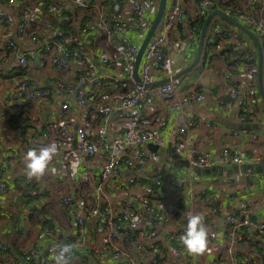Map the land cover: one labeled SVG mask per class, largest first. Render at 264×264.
<instances>
[{
  "label": "built area",
  "instance_id": "built-area-1",
  "mask_svg": "<svg viewBox=\"0 0 264 264\" xmlns=\"http://www.w3.org/2000/svg\"><path fill=\"white\" fill-rule=\"evenodd\" d=\"M6 4L14 12L0 9V73L14 72L16 90L27 92L21 102L24 109L20 120L27 117L30 108L44 109L57 93L64 95L56 114L45 121L43 130L35 132L33 141L42 147L55 140L59 150H67L76 134L77 150L87 156L88 166L99 169V179L90 189H78L77 184L61 195L62 205L75 218V237L63 238L43 224L35 230L33 243L25 247L18 264H55L57 245L63 244L73 247L69 264H202L204 255L218 251L212 264H260L257 251H240L241 257L237 256L244 236L251 249L262 243L264 218L256 217L255 200L236 198L226 214L223 230L217 232L219 200L202 183L203 177L191 169L170 174L168 179L138 173L153 169L160 161L161 154L146 147L149 143L162 146L159 127L166 126L185 106L205 101L229 108L237 104L238 122L261 120L259 111L254 106L247 107L246 102L257 96L259 88L253 75L256 67L252 65L258 48L248 35L227 25L218 14L208 24L209 27L212 22L211 32L207 28L205 35L208 51L219 54L225 62L224 76L231 87L227 99L209 95L203 84L180 86L170 71V37L175 31L180 40L179 51H188L191 39L199 40L205 20L218 8L248 26L262 46L264 0H167L144 51L139 80L135 76L137 55L160 0H61L38 3L33 10L28 8V0H6ZM83 16L87 17L84 21ZM50 18L56 22L53 24ZM15 36L27 46L22 52ZM90 42L93 49L83 51L82 47ZM12 55L17 57L19 71L10 72ZM158 77L167 80L158 82ZM242 84L246 89L241 92ZM140 105L156 107L159 112L149 128H139L136 133L134 124ZM77 109H82L80 114ZM18 118L15 129L22 131ZM197 125L195 115H185L174 140L176 151L191 165L264 163V153L242 154L223 148L214 155L190 148L187 135ZM251 137L257 139L259 133H252ZM17 159L15 151L6 152L0 172V197L12 191L13 183L24 187L16 198L23 200L24 220L20 228L25 236L30 230L31 203L39 194L43 198L45 184H35V179L27 178L14 182L11 173ZM125 168L129 174L124 177ZM121 194L125 195L123 200ZM188 194L190 198H186ZM81 197L90 200H80ZM115 197L122 202L114 203ZM196 201L207 202L204 223L209 246L218 249L211 248L210 254L199 257L188 254L179 239L188 216L198 213ZM4 212L0 205V215ZM6 249L0 240V250Z\"/></svg>",
  "mask_w": 264,
  "mask_h": 264
},
{
  "label": "crops",
  "instance_id": "crops-1",
  "mask_svg": "<svg viewBox=\"0 0 264 264\" xmlns=\"http://www.w3.org/2000/svg\"><path fill=\"white\" fill-rule=\"evenodd\" d=\"M59 1L61 0H28V8H34L38 3ZM0 9L14 12L7 7L6 0H0ZM154 18L155 16L150 17V27ZM131 37L136 40L138 39V36L135 34H131ZM1 39H3V36L0 34V40ZM15 40L20 43L19 52H22L24 47H27L26 44L18 40L16 36ZM179 43L180 40H178V36L174 31L170 37V71L174 74V78L177 79L180 86L183 88H190L203 84L209 95H218L225 99L229 98L231 89L230 84L224 76V71L221 73L219 72L220 69L216 68L220 67L225 70V62L222 56L217 53H215L217 55H214L212 59L211 55H213V53L211 54L210 51L204 54V56L202 54L203 58L201 57V60L194 68L176 77L177 73L188 66L195 58L199 40L192 38L188 51H179ZM100 45L104 47L103 44ZM93 47L94 44L92 42L87 43L83 46V51L88 52L93 49ZM174 49L176 50L175 58L172 57V50ZM109 50L112 51L111 49ZM112 52L115 55L117 54L114 51ZM10 63V72L20 70L16 55L10 57ZM32 72L33 71H31V73ZM13 75L14 72H12V74H8L7 72L5 74L0 73V172L2 162L6 160V152L9 150L15 151L18 159L13 165L14 167L12 168L11 175L14 182H19V180L27 178L24 175L23 162V158L27 151L29 149L40 148L33 141L35 132L38 134L44 129L45 121L48 118L51 119L56 114V110L65 96L57 93L51 103L44 105V109L39 110L30 108L27 117L20 120L19 115L24 109V107H21V105H23L21 102L26 98L27 92L16 90ZM9 78H11V80ZM160 78L161 77H158V79ZM237 81L240 83V80ZM243 88L246 89L244 84L239 88L241 92ZM256 95L257 96L253 100H246V102H248L247 107L254 106L256 110L259 111L261 120L257 123H253L257 124L255 128H241L243 122H238L235 118L237 104L229 108L213 101H205L183 107V110L177 112L169 119L166 126L159 127V136L163 144L160 148L158 147L156 151L161 154L160 161L155 164L153 169L142 171L138 173V175L153 176L157 174L168 179L170 174H182L190 171V169L176 167L171 162L172 155L178 153L175 149V135L182 119L187 114L195 115L198 120V125L187 135L188 146L190 148L195 147L199 151H209L214 155H218L223 148H229L234 152L242 154H247L249 152L264 153V99L259 88ZM77 111L80 114L82 109H77ZM158 112L159 110L156 107L138 106L137 115L139 118L137 123L134 124L135 132L137 133L139 128H149L153 123V118L157 117ZM160 115L161 114H159V117ZM16 118H18V122L21 124L22 131H16L15 129V125L17 124ZM146 119H151V121H147ZM206 122H211L212 125L208 126ZM257 132L259 133V137L253 139L251 134ZM146 148L155 152L150 149L148 145ZM67 150H59L58 155L50 165V169L54 168L55 172L49 171L40 181L33 179L34 182H40L42 185L45 184V191L43 192L42 199L41 194H39L31 203V211L28 215L30 230H28L25 236L20 228L24 220L22 204L19 203L16 198L19 189L21 188L24 191V187L21 184L17 186L13 183L11 185L12 191L8 195L0 197L2 200L0 201V205H3L5 209V212L0 215V240L5 242L7 247L6 250L8 251V254H2L0 251V264H18L24 257L25 247L33 243L35 230H40L43 224L49 225L63 238L75 237V230H73L75 218L73 214L67 211V208L62 205L60 201L61 195L68 189L75 188L74 186L77 184H80L78 189H90L89 187L92 186L94 181L99 179V177L96 176L99 169L88 166L86 162L87 156L77 150V141L75 139L73 140L72 147ZM75 158L79 159L80 167L78 172L73 174L70 165L71 161ZM174 161H176V159H174ZM128 174L129 171L125 168L123 170V176L125 177ZM220 180H222V182H220ZM202 181L203 184L205 183L208 188L215 192L219 200L221 214L217 222V232L223 230L226 214L238 197L255 200L257 205L255 208L256 217L260 219L264 218V172L203 177ZM230 181L231 183L229 184L228 182ZM169 187L167 183L166 189ZM114 188L118 189V186L114 185ZM119 196H121L122 200L123 197H125V195L122 194ZM186 198H190V195L188 194ZM121 199L115 197L114 203L120 204L122 202ZM80 200L89 201L90 199L81 197ZM206 201H196L194 205L197 212L203 216L207 203ZM220 219H223V224H219ZM243 238L241 247H239V251H237L238 258L242 255L240 251H257L259 263L264 264V253L261 251V249L264 250V235L260 237L262 241L261 245L259 246L258 244V246L253 249H251V246L246 241L245 236ZM211 248L218 251L215 246ZM218 254L219 251L213 255H204L201 263L212 264L213 258Z\"/></svg>",
  "mask_w": 264,
  "mask_h": 264
},
{
  "label": "water",
  "instance_id": "water-1",
  "mask_svg": "<svg viewBox=\"0 0 264 264\" xmlns=\"http://www.w3.org/2000/svg\"><path fill=\"white\" fill-rule=\"evenodd\" d=\"M166 4H167V0H160L159 8H158V11L155 15V18H154V20L151 24V27L149 28L146 36H145V38L143 39V41L141 43V46H140V49H139V52L137 55L136 66H135V76L138 80H139V76H138L139 64L141 62V59H142L144 51L147 47V44H148L149 40L151 39L152 35L154 34L156 27L158 26V24H159V22L163 16ZM214 14L220 15L226 21L230 22L232 25L239 28L242 32H244L246 35H248V37L250 39H252L254 41V43L256 44V46L258 48V78L257 79H258V85H259L260 92H261L263 99H264V82H263L264 52H263V48L261 46V43H260L258 37L248 26H246L245 24L238 21L237 19H235L234 17H232L231 15L226 13L225 11L218 9V8L214 9L204 22V25H203L202 30H201L199 44H198V48H197L195 58L193 59V61L188 66H186L183 70L178 72L176 77H179L182 74L190 71L201 60V57L203 54V49H204V41H205L206 31L208 28V24H209V22H210V20ZM165 80H167V78L161 79L158 82H162ZM244 127L255 128V127H257V124L244 123L243 122V124L241 125V128H244ZM74 139L75 140L77 139L76 134L74 135ZM148 147L154 151H156L158 149V146L155 145L154 143H149ZM174 159H176V161H174ZM171 162L176 167L191 169L195 173V175H197L198 177L230 176V175H236V174H240V173H249V172L262 173V172H264V164H259V163H253V164L247 163V164H241V165H239V164H229V165L212 164L210 166H193L190 164L189 160L186 157H184L183 155H181L179 153H174V155H172ZM220 223L223 224V219H220L219 224Z\"/></svg>",
  "mask_w": 264,
  "mask_h": 264
},
{
  "label": "clouds",
  "instance_id": "clouds-1",
  "mask_svg": "<svg viewBox=\"0 0 264 264\" xmlns=\"http://www.w3.org/2000/svg\"><path fill=\"white\" fill-rule=\"evenodd\" d=\"M59 149L60 146L55 140L38 149H29L23 158L24 175L27 179L40 181L49 171L55 172L54 168L50 169V165L58 155ZM70 166L72 173L76 174L80 167L79 159H73ZM204 220L205 217L202 214H190L187 219V227L179 237L188 254L194 257L212 252L209 246V233ZM57 248L56 264H69L73 252L72 245H57Z\"/></svg>",
  "mask_w": 264,
  "mask_h": 264
},
{
  "label": "trees",
  "instance_id": "trees-1",
  "mask_svg": "<svg viewBox=\"0 0 264 264\" xmlns=\"http://www.w3.org/2000/svg\"><path fill=\"white\" fill-rule=\"evenodd\" d=\"M114 1L115 0H113V2ZM90 16H92V15H90ZM86 18H87L86 16H83L82 20L84 21ZM224 21H226V20H224ZM226 22H227V25L233 27V25L230 22H228V21H226ZM208 30H209V27H208ZM262 48H263V52H264V44L262 45ZM82 50H83V47H82ZM206 50H207V43L205 41V43H204V50H203V56H204ZM195 52H196V50H195ZM257 55H258V53L256 52V57L254 59V62H252V65H254L256 67V70L253 73L254 78H258V56ZM203 56H202V58H203ZM263 82H264V68H263ZM21 201H23V200H20L19 203H21ZM0 251H1L2 254H8V251L7 250L6 251L5 250L4 251L3 250H0Z\"/></svg>",
  "mask_w": 264,
  "mask_h": 264
},
{
  "label": "rangeland",
  "instance_id": "rangeland-1",
  "mask_svg": "<svg viewBox=\"0 0 264 264\" xmlns=\"http://www.w3.org/2000/svg\"><path fill=\"white\" fill-rule=\"evenodd\" d=\"M32 10H33V8H31ZM50 20L52 21V23L54 24L55 22H56V19L55 18H50ZM211 30H212V22H211V24L209 25V30H208V33H210L211 32ZM208 45V44H207ZM175 53H176V50L174 49V50H172V57L173 58H175ZM206 53H208V49L205 51V54ZM184 54V53H183ZM185 55V54H184ZM217 55V54H216ZM215 55V56H216ZM214 56V55H213ZM213 56H211V59H212V57ZM181 59H182V56H181ZM202 62V61H201ZM217 69H220L219 70V72H223L224 71V69H222V68H220V67H216ZM180 173V172H179Z\"/></svg>",
  "mask_w": 264,
  "mask_h": 264
}]
</instances>
